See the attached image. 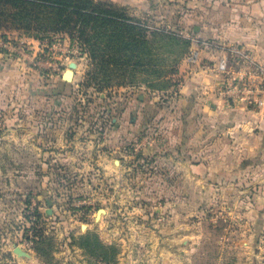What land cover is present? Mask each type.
I'll return each mask as SVG.
<instances>
[{
	"label": "rangeland",
	"instance_id": "obj_1",
	"mask_svg": "<svg viewBox=\"0 0 264 264\" xmlns=\"http://www.w3.org/2000/svg\"><path fill=\"white\" fill-rule=\"evenodd\" d=\"M127 1L142 29L86 26L94 54L69 24L0 29V264H264V129L179 101L193 25L245 0ZM121 33L139 64L108 83Z\"/></svg>",
	"mask_w": 264,
	"mask_h": 264
},
{
	"label": "crops",
	"instance_id": "obj_2",
	"mask_svg": "<svg viewBox=\"0 0 264 264\" xmlns=\"http://www.w3.org/2000/svg\"><path fill=\"white\" fill-rule=\"evenodd\" d=\"M111 2L117 5L128 3L127 0ZM225 4L219 3L217 6L222 13L221 17H213L204 20L202 24L193 25L195 32L201 39L242 44L264 62V0ZM230 5L231 10H236L235 13L229 14V9H225ZM200 41L202 40L192 42L193 47L191 45L198 54L197 60L191 61L189 55H185L180 67L185 77L180 84L179 101H195L198 109L205 113L211 112V107H229L228 109L236 110L248 118L251 125L264 129V102L256 106L230 90L228 80L224 79L226 75L216 68L222 52L219 49H208Z\"/></svg>",
	"mask_w": 264,
	"mask_h": 264
},
{
	"label": "trees",
	"instance_id": "obj_3",
	"mask_svg": "<svg viewBox=\"0 0 264 264\" xmlns=\"http://www.w3.org/2000/svg\"><path fill=\"white\" fill-rule=\"evenodd\" d=\"M72 25L77 28V35L74 36L81 45L91 48L94 54V47L97 44L95 37L102 36L95 32L91 34L85 29L89 26L91 29L105 28V35H108L107 28L111 24L127 27L131 30L142 29L141 22L132 19L126 13L124 8L112 3L95 2L94 0H0V29L6 27L23 28L38 32H60L64 30L65 25ZM154 32V31H153ZM161 35H167L164 32H158ZM153 33V36L158 34ZM122 43L123 49H126L135 43L134 53L119 54L114 53L92 55L96 63H100L102 72L108 77L107 82L117 78H125L127 69L125 67L139 64L140 45L144 43L141 37L126 38L122 34L117 38V43ZM133 46V45H132ZM110 47V45H108ZM136 56H133L135 55ZM94 77L93 72L90 73Z\"/></svg>",
	"mask_w": 264,
	"mask_h": 264
},
{
	"label": "built area",
	"instance_id": "obj_4",
	"mask_svg": "<svg viewBox=\"0 0 264 264\" xmlns=\"http://www.w3.org/2000/svg\"><path fill=\"white\" fill-rule=\"evenodd\" d=\"M198 41V40H197ZM208 49H219L222 55L218 58L216 68L226 75L229 89L248 103L260 106L264 102V62L254 53L239 43H218L214 40L200 41ZM198 54L192 50L189 60L196 61Z\"/></svg>",
	"mask_w": 264,
	"mask_h": 264
},
{
	"label": "water",
	"instance_id": "obj_5",
	"mask_svg": "<svg viewBox=\"0 0 264 264\" xmlns=\"http://www.w3.org/2000/svg\"><path fill=\"white\" fill-rule=\"evenodd\" d=\"M72 65H73V64L71 63L70 66L72 67ZM73 76H74V70L71 69V68L67 69V70L63 73V78H64L65 80H67V81L72 80V79H73ZM14 251H15L16 253H18L19 255H29L27 251L23 250V249H22L21 247H19V246H16L15 249H14Z\"/></svg>",
	"mask_w": 264,
	"mask_h": 264
}]
</instances>
